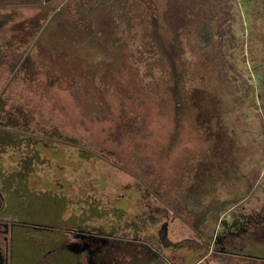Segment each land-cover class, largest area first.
I'll return each instance as SVG.
<instances>
[{
    "label": "rangeland",
    "instance_id": "obj_1",
    "mask_svg": "<svg viewBox=\"0 0 264 264\" xmlns=\"http://www.w3.org/2000/svg\"><path fill=\"white\" fill-rule=\"evenodd\" d=\"M204 1L0 0V123L69 138L0 125L12 264H44L34 241L69 242L76 221L118 249L98 264L237 262L215 244L236 223V250L251 212L262 224L264 0ZM252 233L247 252L263 255L264 232Z\"/></svg>",
    "mask_w": 264,
    "mask_h": 264
},
{
    "label": "flooded vegetation",
    "instance_id": "obj_2",
    "mask_svg": "<svg viewBox=\"0 0 264 264\" xmlns=\"http://www.w3.org/2000/svg\"><path fill=\"white\" fill-rule=\"evenodd\" d=\"M4 198H6V196L4 194L0 193V212H1V210L6 211L8 209L7 204L5 206L3 205L4 200H5ZM248 215H250V213ZM9 216L10 215L7 212V213H4L3 217H0V264H12V261L10 260V255L12 256L13 249L9 243V238H10L9 232L11 231V229L13 228L14 225L12 224V222L7 220V218H9ZM261 220L262 221H260V223H262V224L257 223L258 224L257 225V224L252 223L249 228H246V231H243V232L249 233V235L247 237H242L241 235H238L240 240L237 239L238 245H237L236 250L235 249L230 250L228 248L229 251H234L232 253H234V256L237 258L235 260L237 262L236 263L234 262V264H244V263L254 264V261L251 259V256L254 254L253 253L250 254L249 252H247V249H246L247 244H249V243H246L243 241L247 240V239H251V241H252V236H253L252 232L254 229H256V227L259 230H261L262 232H264V214H263V216H261ZM76 223H77V221H76ZM76 223L74 222V224H72L71 227H68V229L72 233V238L69 242L65 243V240H64L65 236L60 235V233L56 234L55 236H52V235L42 236L41 241H37V240L34 241L36 248H38V250L40 251L39 258H38L39 263L59 264L60 263L59 261L54 263V260H56L57 257H60L62 255H67V259L68 258L70 259L69 254H71V251H73V252L83 251L84 255L82 257H80V259H77L75 264H98V261H96V257H97L98 252L105 251L108 254V251L114 252V251L118 250L115 248H112V249L111 248L110 249L105 248L104 242L93 243L92 238H93L94 233L85 234L86 232H84V231L80 232L79 228H73V225H75ZM235 224H233V225L235 226ZM234 233H237V232H234ZM79 235H83L81 237H83L84 239L81 238V240H80L78 238ZM86 235H91V236L88 237ZM74 237H76V238H74ZM64 243L67 245V247L64 246ZM252 243H253V241H252ZM250 245H252V244H249V246ZM223 251H219V252L225 254V252H223ZM110 256L116 257V255H113V256L110 255ZM124 256H125V254H124ZM260 256L264 260V254L260 255ZM84 259H86V261H85V263H82L81 261ZM126 259L127 260H125V262L129 261V259L127 257H126ZM116 260L118 261V263H116V264L124 263L121 258L116 259ZM199 261L201 262V259ZM100 264H113V263L110 260L109 262L105 261L104 263H100ZM222 264H227V263H222Z\"/></svg>",
    "mask_w": 264,
    "mask_h": 264
},
{
    "label": "trees",
    "instance_id": "obj_3",
    "mask_svg": "<svg viewBox=\"0 0 264 264\" xmlns=\"http://www.w3.org/2000/svg\"><path fill=\"white\" fill-rule=\"evenodd\" d=\"M195 4H197V5H199V7H201V6H203V4H205V1L204 0H195ZM205 7V6H204ZM208 8V7H207ZM193 9H194V7L192 8V14H193V19L194 20H191L192 22H193V24H195V26H197L196 27V33H199L198 31H200V28H199V20H200V17H198V16H196V13H195V10L193 11ZM218 10L219 9H217L216 11H215V13L216 12H218ZM175 12H177V10L175 11ZM195 13V14H194ZM165 18H169V15L167 14V16H165ZM170 18H171V16H170ZM197 21V22H196ZM166 26H164V28H165ZM154 30V29H153ZM29 56H28V52L24 55V57L20 60V61H18L17 62V66H16V68L13 70V73H12V76L14 77V76H19L20 74H19V72H23V70H24V68H27L28 67V65H29ZM175 74V73H174ZM173 74V75H174ZM11 76V77H12ZM173 94H174V97L176 96V94H175V92H173ZM9 101V99H6L5 98V95H4V93L2 92L1 93V95H0V109L1 110H3V108H5V105L7 104L6 102H8ZM20 105H21V107H25V108H28V106L27 105H25V103H20ZM177 107L178 108H180V109H182V106L179 104V100H178V103H177ZM10 117H13L14 118V116H13V114L12 113H10V114H8ZM180 118V120L178 121V119ZM182 121V115H177V120H176V123H175V125H177L179 122H181ZM3 123H0V125H2ZM4 126H3V128H9V131H10V133L11 134H13V136H15V135H18V134H36L37 136H42V134H40V133H38V132H42V131H37V132H30V131H27L26 130V128H22L23 126H21V124H19L17 121H13L12 123H4L3 124ZM50 130H52V129H46V131H47V135H45V136H42V137H58L59 138V135H62V134H64V133H62V134H58V135H52L54 132L53 131H50ZM56 133H57V131H56ZM66 136V135H65ZM64 135H62L60 138H62V139H64V140H66V142H67V139H69L68 137H65ZM71 140V139H70ZM69 143H70V141H68ZM71 143H76V142H71ZM77 145H78V143H77ZM89 149V148H88ZM90 150V149H89ZM32 189L31 188H29V190H27V191H30V192H32L31 191ZM254 211V210H253ZM253 214H255L254 212H251L250 213V215H246V216H244L243 218H242V220H241V231H246V228H249L250 227V225L252 224V223H254V219H255V216H253ZM251 218H253V220L251 219ZM232 228H233V225L231 226V228L228 230V232H226L225 233V238L224 239H222L221 240V238H222V236L223 235H221V236H219L217 239V241H216V244H215V249H216V251H223V252H225V253H228V252H230V253H232L231 251H229V247H227L230 243H228L229 241H228V238L230 237V234L232 233ZM257 228V227H256ZM227 241V242H226ZM226 243H228V244H226ZM246 246V245H245ZM228 251V252H227ZM223 255H225V254H223ZM205 256H207V254H205V255H203L201 258H203V257H205ZM251 259L254 261V262H256V263H258V262H262L261 264H264V260H262L263 258L260 256V255H252L251 256ZM223 263V262H222Z\"/></svg>",
    "mask_w": 264,
    "mask_h": 264
},
{
    "label": "water",
    "instance_id": "obj_4",
    "mask_svg": "<svg viewBox=\"0 0 264 264\" xmlns=\"http://www.w3.org/2000/svg\"><path fill=\"white\" fill-rule=\"evenodd\" d=\"M160 237H161L162 242L165 245H169L171 243V240L168 237V230H167V227H166V223H165V225L163 227V230L160 233Z\"/></svg>",
    "mask_w": 264,
    "mask_h": 264
}]
</instances>
